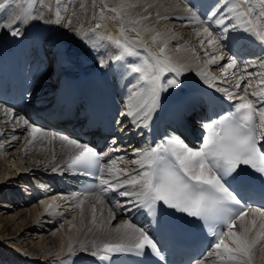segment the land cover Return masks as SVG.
Here are the masks:
<instances>
[{"label":"bare ground","instance_id":"6f19581e","mask_svg":"<svg viewBox=\"0 0 264 264\" xmlns=\"http://www.w3.org/2000/svg\"><path fill=\"white\" fill-rule=\"evenodd\" d=\"M39 1L41 4L37 3ZM39 1L0 0L4 4L0 8V51L19 49L25 55L24 50H29L33 56L45 51L51 62L49 74L39 84L36 96L31 98L29 116L0 104V264H84L104 243L121 242L110 238H121L115 229L127 219L101 193L83 194L76 190L61 193L53 177L63 175L66 185L71 186L69 163L75 150L59 140V135L64 133H60L61 128L56 123L51 125L39 115L40 110L61 92V81L69 74L78 75L82 70L99 65L107 70L106 82L122 100L125 119V126L120 130L124 137L119 143L120 149L126 151L125 160L107 164L103 177L115 184L117 178L141 171L132 161L143 154L147 142L138 145V139L141 140L145 133L141 131L136 139L132 136L140 128L150 129L158 117L156 112L166 108L170 99L187 98L190 93L204 88L227 96L224 91H217L227 89L235 97L247 94L260 105L252 93L264 87L260 84V79L264 78V47L249 38L235 43L225 40L222 47L214 51L205 37L198 35L200 25L193 20V16L199 17L213 32L219 31L212 23L214 17L202 18L206 0H101L103 11L107 13L106 26L103 22L101 31L94 30L98 21L92 20L95 17L92 4L98 0H85L84 7L77 6L75 13L70 11L68 18L72 21L67 34L55 18L56 11L60 10L55 6L60 0L53 1V5L48 4L49 0ZM214 1L221 11L225 10V0ZM80 8H83L81 14L78 13ZM115 15L120 26L112 23ZM12 28H17L20 34L12 35ZM157 33L160 38L154 41ZM240 34L229 33L230 36ZM109 36L131 43L138 55L117 61L115 57L121 50L107 39ZM161 47L165 49L163 55ZM218 53L224 59L211 63V58ZM152 56L170 60L180 69L179 75L168 71L162 78L164 81L175 79L179 87L166 86L167 90L160 94L158 107L147 118L142 117L143 110L128 115L133 107L129 102L133 92L137 93L134 98L137 103L150 99L146 91H140L147 89V85L138 83L139 74L130 69ZM230 59L237 61L235 68L227 67ZM206 77L214 78L210 81L213 87H209ZM35 125L43 127L37 128L47 135L41 138L37 134L34 139L32 132H26L28 127L32 129ZM120 197L127 203L131 200V197ZM109 211L115 219L110 218ZM245 219L251 227L252 214ZM255 219L254 237L259 235L260 226L264 224L261 218ZM235 230H241L239 222ZM201 264L226 262L214 251ZM253 264H264V239L253 249Z\"/></svg>","mask_w":264,"mask_h":264},{"label":"snow or ice","instance_id":"6c2138e0","mask_svg":"<svg viewBox=\"0 0 264 264\" xmlns=\"http://www.w3.org/2000/svg\"><path fill=\"white\" fill-rule=\"evenodd\" d=\"M225 4L224 11L217 4L208 14L215 18L212 23L219 28L218 32H213L204 21L193 16V20L200 25L198 35L204 36L214 51L220 49L225 40L235 43L249 38H254L264 47V0H225ZM3 7L4 4L0 3V8ZM55 18L57 23L61 22L59 10ZM230 32L241 34L230 36ZM11 34L19 35L20 32L12 28ZM159 38V33L153 37L154 41ZM107 39L121 50L115 57L117 61L125 56L138 55L133 45L126 40L122 42L112 36ZM200 43L203 46L204 41ZM164 51L161 47V55ZM223 59V55L218 53L210 62L216 63ZM236 66L237 61L230 59L227 67ZM130 71L139 74L138 83L147 85V89L140 91H146L150 99L137 103L134 99L137 93L133 92L129 97L133 107L129 109L128 115H136L137 111L143 110L141 115L147 118L158 107L160 94L167 90L166 86L179 87L175 79H162L168 71L180 74V69L167 59L152 56L131 67ZM213 79L206 77L209 87L214 86L210 82ZM260 84L264 85V78L260 79ZM236 87H240L239 83ZM217 91H224L228 99L238 98L240 102L234 104L233 110L227 115L203 125L206 135L199 149L188 147L173 134L132 161L141 171L127 179L117 178L115 184L103 178L104 168L99 164L100 156L93 147L65 135H59V140L75 150L70 158V168L80 170L82 174H92L90 170L95 169V178L101 185L107 186L105 190L131 197L129 203L151 217L153 223L167 226L166 209L197 218L210 229L213 237L210 249L215 250V255L221 261L226 264H253V249L259 240L264 239V224H261L258 236L252 235L256 228L255 217L264 220V204L253 207L249 203V200L257 197L264 200V87L252 93L260 101L259 107L247 94L235 97L227 89ZM31 132L34 139L37 134L41 138L47 135L37 127H32ZM121 188L125 190L118 191ZM249 213L253 216L251 227L245 219ZM109 216L115 219L111 211ZM238 222L240 231L235 230ZM115 231L120 234L121 242L104 243L102 249L93 252L100 260L107 261L113 255L129 252L144 256L146 250L147 254L161 256L158 243L147 229L125 220ZM69 251H72L71 247ZM193 264L201 262L197 260Z\"/></svg>","mask_w":264,"mask_h":264},{"label":"rangeland","instance_id":"374dc122","mask_svg":"<svg viewBox=\"0 0 264 264\" xmlns=\"http://www.w3.org/2000/svg\"><path fill=\"white\" fill-rule=\"evenodd\" d=\"M37 1H39V0H37ZM53 1H56V0H49V5L51 4V5H53ZM85 0H60L59 1V5H58V3H56V6L55 7H59L60 8V14H61V17H62V20H61V23H62V30H63V33H65V34H67L68 33V31H69V26H70V18H68V16H69V13H70V11H74V13H75V11H76V7L77 6H81L82 7V3L84 2ZM100 1V2H99ZM35 2H36V0H35ZM41 2L43 3V1L41 0ZM102 1L101 0H98V1H95L93 4H92V7L94 8V14H95V17L94 18H92V20L93 21H98V22H96V24H94L95 25V27H94V30L95 31H101V30H103L104 29V27L102 26L104 23L103 22H105V24H104V26H106V21H107V19H106V17H107V13H106V11H103V10H105L103 7H102V3H101ZM38 4H41L40 3V1L39 2H37ZM36 3V4H37ZM85 3V2H84ZM83 7H84V5H83ZM92 8V9H93ZM82 10H83V8H80L79 10H78V13L79 14H81L82 13ZM106 16V17H105ZM115 17V19L112 21V23H114V22H117L116 24H120V22H118L119 20L118 19H116V15L114 16ZM116 20V21H115ZM72 21V20H71ZM102 22V23H101ZM97 23L100 25V27L99 28H97L96 26H97ZM120 26V25H119ZM101 28H103V29H101ZM85 34V33H84ZM83 34V35H84ZM68 36V35H67ZM36 127H39V128H42L43 129V127H40V126H38V125H35ZM26 132H31V128L30 127H28V129L26 130ZM110 239H118V240H121V238H116V237H113V236H111V238ZM1 263V262H0Z\"/></svg>","mask_w":264,"mask_h":264}]
</instances>
